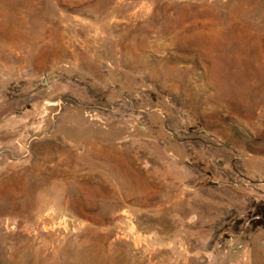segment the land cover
Wrapping results in <instances>:
<instances>
[{"label":"rangeland","instance_id":"rangeland-1","mask_svg":"<svg viewBox=\"0 0 264 264\" xmlns=\"http://www.w3.org/2000/svg\"><path fill=\"white\" fill-rule=\"evenodd\" d=\"M262 229L264 0H0V264H264Z\"/></svg>","mask_w":264,"mask_h":264},{"label":"crops","instance_id":"crops-1","mask_svg":"<svg viewBox=\"0 0 264 264\" xmlns=\"http://www.w3.org/2000/svg\"><path fill=\"white\" fill-rule=\"evenodd\" d=\"M249 199H246L242 202L238 201L237 204L232 203L231 205H216L217 209L220 208V213L222 215H228V214H232V213H238L241 214L242 212L246 211L251 205L252 203L248 201ZM222 206V207H219ZM261 239L264 240V229L259 230L257 232L254 233V236L252 237V246L253 249L257 248L260 249V242ZM263 254H264V246H263ZM258 256H260V253H258Z\"/></svg>","mask_w":264,"mask_h":264}]
</instances>
